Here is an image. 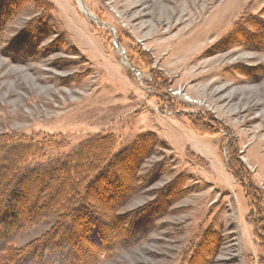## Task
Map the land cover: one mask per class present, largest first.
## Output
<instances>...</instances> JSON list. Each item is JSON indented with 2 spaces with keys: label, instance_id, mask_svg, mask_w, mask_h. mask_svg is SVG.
I'll return each mask as SVG.
<instances>
[{
  "label": "rangeland",
  "instance_id": "obj_1",
  "mask_svg": "<svg viewBox=\"0 0 264 264\" xmlns=\"http://www.w3.org/2000/svg\"><path fill=\"white\" fill-rule=\"evenodd\" d=\"M80 1L0 0V141L35 146V166L149 135L116 209L132 242L91 264H264V0Z\"/></svg>",
  "mask_w": 264,
  "mask_h": 264
},
{
  "label": "trees",
  "instance_id": "obj_2",
  "mask_svg": "<svg viewBox=\"0 0 264 264\" xmlns=\"http://www.w3.org/2000/svg\"><path fill=\"white\" fill-rule=\"evenodd\" d=\"M148 137L119 150L110 136L90 138L70 154L35 166H28L40 157L35 146L1 137L6 142L0 141V245L45 216L54 217L50 228L17 251V258L38 256L43 264L49 253L60 254L62 264H91L113 247L130 244L134 231L116 209L136 190L138 165L150 149ZM7 249H0V261L15 262Z\"/></svg>",
  "mask_w": 264,
  "mask_h": 264
},
{
  "label": "bare ground",
  "instance_id": "obj_3",
  "mask_svg": "<svg viewBox=\"0 0 264 264\" xmlns=\"http://www.w3.org/2000/svg\"><path fill=\"white\" fill-rule=\"evenodd\" d=\"M78 3H79V5H80V7L82 6V3H81V1L80 0H78ZM83 7V6H82ZM86 8H84V10H85ZM86 11V10H85Z\"/></svg>",
  "mask_w": 264,
  "mask_h": 264
},
{
  "label": "water",
  "instance_id": "obj_4",
  "mask_svg": "<svg viewBox=\"0 0 264 264\" xmlns=\"http://www.w3.org/2000/svg\"><path fill=\"white\" fill-rule=\"evenodd\" d=\"M85 10H86V9H85ZM85 10H84V11H85Z\"/></svg>",
  "mask_w": 264,
  "mask_h": 264
}]
</instances>
